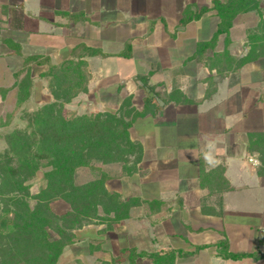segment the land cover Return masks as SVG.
<instances>
[{"label":"crops","instance_id":"obj_1","mask_svg":"<svg viewBox=\"0 0 264 264\" xmlns=\"http://www.w3.org/2000/svg\"><path fill=\"white\" fill-rule=\"evenodd\" d=\"M212 1L0 0V39L21 51L3 42L7 64L28 55L57 65L83 59L86 91L66 106L118 114L130 96L145 110L128 127L139 151L98 169L106 192L128 203L127 216L110 211L111 226L98 218L77 228L60 264H130V249L192 253L174 264H264V15L251 0L256 8L239 11L198 55L217 31V12L179 20L186 7L198 12ZM223 240L229 252L250 255L223 258Z\"/></svg>","mask_w":264,"mask_h":264},{"label":"rangeland","instance_id":"obj_2","mask_svg":"<svg viewBox=\"0 0 264 264\" xmlns=\"http://www.w3.org/2000/svg\"><path fill=\"white\" fill-rule=\"evenodd\" d=\"M1 34H6V29L0 31ZM3 46V41L0 39V89L5 90L0 94V214L4 211H24L25 208L34 210L36 209V204L39 202L37 196H40L42 191L47 192V195L56 194L54 192L56 187L52 186L54 176L51 175L49 177V174L52 171L50 163L57 161V157L56 155L52 156L50 151L44 150L45 147H48L49 140L43 139L42 126L45 123L47 124V122L46 119L40 120V116L43 118L46 113L52 112L55 117L62 116V118L66 119L79 117V122L84 124V127H89L87 135L90 132H97L100 136L104 133L107 136L110 133L109 138L115 139L107 145L104 142L101 149H91V151L84 149V155L81 158L83 163L73 170L70 182L61 181L59 185L65 188L64 194L68 199L56 197L48 201L46 209L44 206L41 208H44L45 212L43 210V214H48V217L54 221L53 224L55 226L64 225L61 230L64 231V235L66 236L69 232L71 233L72 227L70 226L75 227L79 223H84V220L87 219V216L80 215L77 220L75 218L72 224H69L66 222L69 218L65 217H69L66 216L67 212L73 211L71 201L78 196V193L82 194L83 192V195L90 197L88 185L100 180L98 178V169L103 164L99 161L100 157L112 160H118L120 157L124 159L126 153L121 148L124 145V138L123 136L119 137V134L115 137L116 134L111 133L112 129L116 128L120 130L123 128L120 125H115V121L111 116L106 117L102 115L98 118V111L92 112L86 109L85 112L77 113L78 108L75 106H66L68 102H63L61 99L69 94L70 90L73 92L77 89L74 86L70 87L72 83L77 82L76 73L71 69L64 72L57 68H51L50 64L40 66L35 63L23 66L22 64L19 65V60L7 64L8 61L3 60L5 58L3 53L5 52V48ZM255 48L257 49L255 46L251 47L249 51H254ZM258 49L264 51V45L262 47L258 46ZM245 51L247 53L248 49L242 52L244 53ZM228 64L230 66L233 65V63ZM15 72L17 75L14 74ZM82 73L84 78L80 80V85L83 86L84 82L88 81L85 68ZM53 93L58 96V99H56ZM124 114L128 118L131 114L130 109L127 110L125 108ZM98 119L99 121H104V129L101 123L98 122ZM94 139L98 141L97 138ZM257 147L261 151H264V140L257 143ZM130 148L131 152L138 150L136 146ZM78 149H81V145ZM104 151L108 155L103 154L105 153ZM95 193L96 197H94ZM92 195L93 201L95 199L99 201L100 199L98 203L102 205L98 207L97 204L96 207H93L91 206V200L88 204L91 209L100 211V218L108 220L106 223L108 227L113 222L110 217L112 209L117 208L121 214L125 213L126 207H120V201L117 198L112 199L111 196L104 195L100 191L99 183L95 184ZM98 211L96 215H98ZM9 215L12 216V214ZM95 219L98 220V218ZM47 230L50 237H58L61 234L50 224L47 226ZM0 238L4 242V247L0 245V260L3 257L2 254L6 252L7 247L5 246L12 248V245H15L16 249L14 248V250L20 251L21 256L30 253H24L25 249L23 245H20V242L15 244L14 240L19 238L16 237L15 239L8 235ZM33 251L32 255L38 254L40 249L39 247L36 249L32 247L31 252ZM27 260H30V258H23L13 264H30V261L28 262ZM101 261V264H103L104 261ZM73 264L83 263L77 259ZM95 264H98V259Z\"/></svg>","mask_w":264,"mask_h":264},{"label":"trees","instance_id":"obj_3","mask_svg":"<svg viewBox=\"0 0 264 264\" xmlns=\"http://www.w3.org/2000/svg\"><path fill=\"white\" fill-rule=\"evenodd\" d=\"M249 2L251 0H227L226 2H220L218 0H213L212 4L210 7L203 6L201 7L198 12H193L191 7H186L182 13V17L179 20V24L183 25L186 24L187 22L191 21L192 19H198L200 16L208 11L209 9H213L217 12L218 17L220 18L218 28L216 33L213 35L210 41H205V42H200L198 43L197 46V54L202 55L203 52L207 47H211L214 45L215 41L217 40V37L220 33L226 32L233 20V18L236 16V14L239 11H244L252 8H256V3L254 5H251V7H248ZM2 41L8 45L10 48L14 50V52L18 55H21L20 51V46L10 40L9 38L2 37ZM87 51L88 55H95L99 53V51H96L94 49H85ZM37 64V65H48L50 64L51 68H57L60 71L67 72L68 70H72L73 72L76 73L77 77V82L72 83L70 87H77L75 91H69V94L64 96L61 100L63 102H69L74 96L77 95L79 91H86V83L87 81L84 82V85H80V80L84 78L82 71H84V68L86 66V61L83 59H77V60H72L68 59L64 61L61 64H51L49 63V60L47 57H43L40 55H28L23 57V66H27L30 64ZM18 72V71H17ZM17 75V73H14ZM138 80L141 85L142 82L145 80L143 78H139ZM5 90L0 89V94L3 93ZM53 95L58 99L57 95L53 93ZM130 109V115L127 118V116L124 114V109ZM145 112L143 111H137L132 107L131 105V97L126 96L123 98V101L121 103V106L119 108V111L116 113H110V112H97L98 113V118L102 115L104 116H111L112 119L115 121V125H120L121 128L123 129H112L111 133L116 134L115 137H117L119 134V137L124 138V145L121 146L122 151H124L126 154L130 153L132 150L130 147H135L139 151L140 146L132 142L129 139L128 135V127L131 125L133 120L139 116L142 115ZM96 113V114H97ZM43 115V114H42ZM61 115V114H59ZM43 119H46L47 124H43L42 126V136L43 139L45 138L46 140L48 139V147H45L44 150L50 151V153L53 155H56L57 161H52L50 164L52 165V171L49 174V177L51 175L54 176V180H52V186L56 187V192L55 195L49 194L47 195V192L42 191L40 196H37L39 199V202L36 204V209L34 210H29L28 208H25L24 211H4L0 214V237H4V235H8L10 237H13L16 239L15 244L17 242H20V245H23V248L25 249L24 253H29L22 255L19 253L20 251L14 250L16 249L15 245H12L11 247L5 246L6 252L2 254V259L0 260V264H13L18 262L21 259H27L28 257L30 260H27L30 264H58L59 263V258L60 255L63 252V248L71 244L74 241L75 234L73 230L80 228L83 224L86 225L90 223L93 219L95 218H100V215H96V212L98 210L96 209H91L89 204L91 200V206L96 207L98 205H102L101 203H98L100 201H93V188H95V184L99 183V188L100 191L104 195H109L111 196L112 199H116L118 196L115 194H110L106 192V190L103 187L104 180L106 178V175L98 176L100 179L99 181H96L95 183H90L89 186V196L88 195H83L81 193H78V196H76L75 199L71 201L72 205V210L71 212H67L68 214L65 218H69L66 222L69 224H72L73 219L76 218V220L80 217V215L87 216V219L84 220V223H79L77 226L72 227L71 233L69 232L66 236L64 235V231L61 230L62 226H55L53 223L54 221L51 220L48 217V214L45 215L43 214L45 212L44 208L41 209L43 206L46 209L47 203L49 200L54 199L56 197H61V198H66L68 197L64 194V187L59 186L61 184V181H66L70 182L71 180V174L73 170L81 165L83 161L81 158L83 157V150L85 149L86 151H91V149H101L103 146L104 142L105 145L108 143L114 141L115 139L109 138L110 133L106 136L104 133L102 136L98 135L97 132L93 133L90 132L87 135V129L84 127V124H81L79 122V117L74 118V119H66L62 118V116H57L55 117L52 112L46 113L44 117L40 116V120L43 121ZM101 123L103 129L105 128L104 121H99ZM97 122V123H98ZM96 125V124H95ZM94 138H97L98 141H96ZM95 140V141H93ZM102 142V143H101ZM81 145V149H78V147ZM125 148V149H124ZM105 152V151H104ZM114 152V151H112ZM108 155L107 152L103 153ZM122 157L118 158L121 159ZM117 160V159H113ZM112 159H107L100 157V160L102 163H108L113 161ZM47 176V178H49ZM86 186V187H88ZM96 193L94 194V197H96ZM20 203V202H19ZM120 207L124 206L126 207L128 205L127 202L121 201L120 202ZM48 207V206H47ZM106 209V207H105ZM44 210V212H43ZM110 211V210H108ZM111 211L114 212V218L115 219H120V218H125L127 216L126 213L121 214L120 211L116 209H112ZM9 214H12L9 215ZM98 216V217H97ZM63 217V216H62ZM61 219V218H60ZM64 219V218H63ZM102 219V218H100ZM114 219V220H115ZM75 220V221H76ZM51 225L53 228H56L59 234L58 237H50L47 226ZM59 225V224H58ZM68 225V224H65ZM0 245L4 247V242H2L0 238ZM32 247L35 249L39 247L40 251L38 254H34V251L31 252ZM218 252L220 253V256L223 258H231V259H240L246 256H249L250 254L248 253H231L228 251V244L226 240L220 241L218 244ZM192 253L190 252H183L181 250H170L167 251L163 254H159L157 252H151L147 253L144 251H139L136 252L133 249H130L128 254L126 255V258L128 259L130 264H134V261L139 258V257H146L149 258L152 263L154 264H174L175 259L177 256H187L191 255ZM5 255V256H4ZM32 255V256H31Z\"/></svg>","mask_w":264,"mask_h":264},{"label":"built area","instance_id":"obj_4","mask_svg":"<svg viewBox=\"0 0 264 264\" xmlns=\"http://www.w3.org/2000/svg\"><path fill=\"white\" fill-rule=\"evenodd\" d=\"M258 6L261 9L262 15H264V0H257ZM264 233V230H261Z\"/></svg>","mask_w":264,"mask_h":264},{"label":"water","instance_id":"obj_5","mask_svg":"<svg viewBox=\"0 0 264 264\" xmlns=\"http://www.w3.org/2000/svg\"><path fill=\"white\" fill-rule=\"evenodd\" d=\"M150 95H153V93H152V92H150Z\"/></svg>","mask_w":264,"mask_h":264}]
</instances>
